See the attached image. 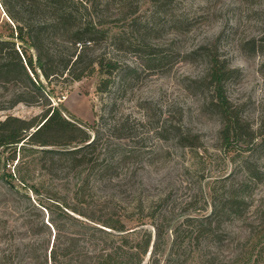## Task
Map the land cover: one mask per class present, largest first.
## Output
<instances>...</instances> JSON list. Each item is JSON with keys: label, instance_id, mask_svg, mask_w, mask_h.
<instances>
[{"label": "rangeland", "instance_id": "obj_1", "mask_svg": "<svg viewBox=\"0 0 264 264\" xmlns=\"http://www.w3.org/2000/svg\"><path fill=\"white\" fill-rule=\"evenodd\" d=\"M96 2L91 18L108 36L94 55L105 54L121 70L103 96L96 90L97 74L70 86L59 81L54 102L83 124L100 123L101 160L112 164L118 155L132 156L121 168L98 173L73 171L64 161L49 175L37 154L11 169L7 162L0 176L14 188L0 180V264L50 258L57 234V248L79 246L88 254L95 246L125 244L124 237L127 246L136 247L151 236L141 264H264V182L248 179L238 152L230 155L219 148L218 118L206 111L201 97L187 91L189 78L207 68L189 52L219 37L220 52L237 71L228 96L254 128L259 126L264 116V52L258 49L264 0ZM14 27L0 2V37L9 40ZM9 96L0 86V104L8 106ZM179 108L184 127L201 135L204 149L181 148L165 139L163 127ZM40 112L19 104L0 111V121L10 115L30 119ZM117 120L125 123L119 138L110 132ZM244 183L248 207L243 216L204 234L202 219L211 215L213 192L223 195ZM112 221L124 222L128 231L116 233L100 223ZM32 225L46 228L34 236ZM157 229L164 237L153 252Z\"/></svg>", "mask_w": 264, "mask_h": 264}, {"label": "trees", "instance_id": "obj_2", "mask_svg": "<svg viewBox=\"0 0 264 264\" xmlns=\"http://www.w3.org/2000/svg\"><path fill=\"white\" fill-rule=\"evenodd\" d=\"M0 2L5 14L15 24L9 40L0 37V86L9 91L10 95L5 100L8 106L0 104V111L19 104L41 108L40 114L30 119L10 115L0 121V170L6 167L7 162L11 169L13 164L17 166L20 159L32 154L40 155L38 163L49 175L56 172L64 161L73 171L87 168L98 173L121 168L132 153L118 155L112 164L104 162L99 150L100 123L96 121L90 126L83 124L64 106L54 102L53 87L59 81L68 82L70 86L97 74L99 82L96 90L99 96H103L109 92L113 78L121 70L120 63L107 58L105 54L94 55L100 41L108 36L91 18L90 11L97 6L96 0ZM258 49L264 52V36L258 41ZM188 57H200L207 65L202 76L189 78L187 91L201 97L206 111L218 118L219 148L230 155L238 152L248 179L254 184L264 182V116L259 126L254 128L229 98L228 83L237 71L220 52V38L191 50ZM100 119L104 121L103 117ZM168 120L163 127L166 140L185 149L205 148L201 135L184 127L182 109L169 115ZM114 122L110 132L119 138L123 136L125 123L119 120ZM102 166L105 167L99 170ZM0 180L8 189L14 188L2 176ZM247 187L245 183L240 187L231 186L223 195L213 192L211 215L202 219L204 234L213 233L226 221L243 216L248 207L244 199ZM90 220L96 222L94 218ZM100 223L116 233L128 231L122 221ZM45 228L32 225L29 231L34 236H40ZM91 229L111 236V231L93 226ZM163 237V231L157 229L153 252ZM121 239L125 244L111 247L104 244L100 248L95 246L88 254L79 246L57 248L60 241V235L57 234L50 258L45 255L44 260L38 264H141L142 257L149 250L151 236H147L136 247L127 246L130 243L127 237ZM103 241L102 238L100 242Z\"/></svg>", "mask_w": 264, "mask_h": 264}]
</instances>
